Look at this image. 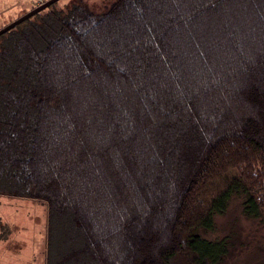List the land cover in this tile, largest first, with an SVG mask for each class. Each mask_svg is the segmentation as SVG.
Listing matches in <instances>:
<instances>
[{"label":"trees","instance_id":"1","mask_svg":"<svg viewBox=\"0 0 264 264\" xmlns=\"http://www.w3.org/2000/svg\"><path fill=\"white\" fill-rule=\"evenodd\" d=\"M56 2L0 35V196L47 264H223L232 198L264 222V0Z\"/></svg>","mask_w":264,"mask_h":264},{"label":"rangeland","instance_id":"2","mask_svg":"<svg viewBox=\"0 0 264 264\" xmlns=\"http://www.w3.org/2000/svg\"><path fill=\"white\" fill-rule=\"evenodd\" d=\"M46 0H0V30ZM78 0H58L56 8L71 7ZM95 12L108 10L118 0H85ZM244 195L234 196L211 238L227 236L231 254L223 264H264V222L243 212ZM44 205L0 196V264H47L59 259L58 244L49 243ZM58 249V250H57ZM69 250V249H68ZM61 264H71L62 262Z\"/></svg>","mask_w":264,"mask_h":264},{"label":"water","instance_id":"3","mask_svg":"<svg viewBox=\"0 0 264 264\" xmlns=\"http://www.w3.org/2000/svg\"><path fill=\"white\" fill-rule=\"evenodd\" d=\"M58 0H47L46 2L40 4L39 6H37L36 8L32 9L31 11H29L28 13L24 14L23 16H21L20 18H18L17 20H15L14 22H12L11 24L7 25L6 27H4L3 29L0 30V35L5 33L6 31L12 29L13 27H15L16 25L20 24L21 22H23L24 20H26L27 18L33 16L34 14H36L37 12H39L40 10L50 6L51 4H53L54 2H56Z\"/></svg>","mask_w":264,"mask_h":264},{"label":"crops","instance_id":"4","mask_svg":"<svg viewBox=\"0 0 264 264\" xmlns=\"http://www.w3.org/2000/svg\"><path fill=\"white\" fill-rule=\"evenodd\" d=\"M2 1H5V2H7L8 0H2Z\"/></svg>","mask_w":264,"mask_h":264}]
</instances>
